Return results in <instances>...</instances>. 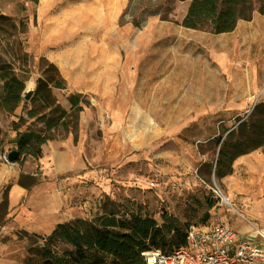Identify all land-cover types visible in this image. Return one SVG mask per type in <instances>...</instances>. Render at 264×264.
<instances>
[{
  "label": "rangeland",
  "instance_id": "rangeland-1",
  "mask_svg": "<svg viewBox=\"0 0 264 264\" xmlns=\"http://www.w3.org/2000/svg\"><path fill=\"white\" fill-rule=\"evenodd\" d=\"M43 1L0 0V13L24 24L19 42L29 56L27 66L15 60V47L7 48L6 60L21 73L25 90L37 86L47 65L41 45ZM94 1L56 0L51 13L61 5L94 7ZM122 4L105 38L115 42L119 63L128 68L115 73L113 88L103 84L109 80L107 73H94L97 56L82 47L62 56L66 87L53 92L68 111L70 96H81L77 132L58 131L44 145L42 158L12 163L9 155L16 151L17 135L12 123L23 106L13 114L0 108V204L5 199L8 203L0 221V264L28 261L34 241L24 232L46 237L61 222L93 221L111 209L138 212L159 223L165 213L189 229L220 221L241 233L246 226L255 227L258 219L264 222V175L259 179L240 168L218 179L206 165L218 151L209 141L227 135L256 105H264V15L255 12L233 33L216 35L182 25L188 0ZM101 5L108 9L109 0ZM158 8L160 13L153 14ZM135 17L147 18L136 27ZM2 86L0 82V95ZM68 149L73 153L67 168L60 156ZM257 150L264 153V147ZM16 186L24 194L11 206ZM217 188L232 206L223 202Z\"/></svg>",
  "mask_w": 264,
  "mask_h": 264
},
{
  "label": "trees",
  "instance_id": "trees-1",
  "mask_svg": "<svg viewBox=\"0 0 264 264\" xmlns=\"http://www.w3.org/2000/svg\"><path fill=\"white\" fill-rule=\"evenodd\" d=\"M188 1L190 5L182 25L192 30H209L216 35L234 32L241 20L251 21L255 12L264 15V0ZM161 10L158 8L153 14ZM128 13L129 6L122 18ZM146 18L135 17L133 23L139 27ZM21 34H25L24 24L18 25L0 13V82L3 84L0 108L13 114L23 106V113L12 123L17 132V162L28 157L42 158L44 145L54 140L56 132H77L79 113L83 109L79 95L70 96L69 111L61 106L53 91L65 89V80L57 67L44 58L47 65L43 69V77L37 82L35 95L30 102L24 100V79L6 60L7 48L15 47V60H22L24 67L27 66L29 56L23 51V46L21 49ZM21 126H26V129L20 130ZM209 143L218 149L217 157L206 163L211 172L218 179L232 174L237 158L264 147V105H256L252 114L236 128L227 135L226 132L221 133ZM7 207L5 199L0 204L3 212L0 221ZM212 207L213 203L210 204ZM208 219L209 214H206L205 221ZM188 231V225H181L176 218L165 213L162 223H159L138 212L123 213L119 209H111L93 221L75 219L59 223L46 237L24 232L34 241L28 248L29 259L25 264H147L143 253L154 250L170 253L184 247Z\"/></svg>",
  "mask_w": 264,
  "mask_h": 264
},
{
  "label": "crops",
  "instance_id": "crops-1",
  "mask_svg": "<svg viewBox=\"0 0 264 264\" xmlns=\"http://www.w3.org/2000/svg\"><path fill=\"white\" fill-rule=\"evenodd\" d=\"M102 1L103 0L94 1L93 5L94 7H97L99 18L96 21L91 22L89 17L84 20L77 19L79 16L78 14L80 13H83L86 16L90 15L87 11L89 8L88 5L79 10H77L76 7L73 8L71 5L66 7H62L61 5L59 12L51 13L53 4L57 3L56 0H44L43 9L40 11L45 19L41 45L42 50H44L47 56H42V58L55 65L65 80V71L60 66L61 63H63V54L75 49L76 52L80 47H82L85 49L87 54L97 56V60L95 61L96 70L94 73L102 75L107 73L109 80H104L103 84H105L108 88H113V83L117 84L115 73L124 72L122 70L128 68L126 64H124L123 68V66L119 63L122 59L121 51L115 46V42H112V40L108 41V39L106 41L105 38L111 35L112 29H114V20L117 14H119L121 7L123 6L122 3L125 0H109L108 9H105L103 5H101ZM79 33H82L83 35L78 38V41L71 44L70 38ZM103 77L104 76L100 78ZM94 82L96 86H100V79H96ZM61 153H63V155H61L60 158H64V160H66V163L64 164L65 167H71L70 155L73 151L68 149ZM240 168L247 171L249 174L256 173V175L259 176V179H261L264 175V153L256 150L241 156L235 161L233 169L239 170ZM23 194V189L20 186H16L12 192L11 206H15ZM252 217L254 220L258 219L256 214H252ZM257 221L258 223L255 227L246 226L245 230L239 233L260 242L261 239L255 232V228L264 231V222L259 219Z\"/></svg>",
  "mask_w": 264,
  "mask_h": 264
},
{
  "label": "built area",
  "instance_id": "built-area-1",
  "mask_svg": "<svg viewBox=\"0 0 264 264\" xmlns=\"http://www.w3.org/2000/svg\"><path fill=\"white\" fill-rule=\"evenodd\" d=\"M215 192L232 206L219 188ZM255 232L260 242L240 234L227 223L214 222L191 227L184 247L170 253L149 251L143 256L147 264H264V231Z\"/></svg>",
  "mask_w": 264,
  "mask_h": 264
},
{
  "label": "water",
  "instance_id": "water-1",
  "mask_svg": "<svg viewBox=\"0 0 264 264\" xmlns=\"http://www.w3.org/2000/svg\"><path fill=\"white\" fill-rule=\"evenodd\" d=\"M35 91H36V87H31V88H28L27 90H24L23 92V98L26 102H30L34 95H35ZM18 159V153L16 151L10 153L9 155V161L10 162H15L16 160Z\"/></svg>",
  "mask_w": 264,
  "mask_h": 264
},
{
  "label": "bare ground",
  "instance_id": "bare-ground-1",
  "mask_svg": "<svg viewBox=\"0 0 264 264\" xmlns=\"http://www.w3.org/2000/svg\"><path fill=\"white\" fill-rule=\"evenodd\" d=\"M88 13H90V15L89 16H86V15H84L83 13L82 14H80L79 16H78V18L77 19H79V20H84L85 18H87V17H89V19H90V21L91 22H94V21H96L98 18H99V13H98V11H97V7H89L88 8ZM29 88H31V87H29ZM228 198V197H227ZM228 200V199H227ZM229 202H231L230 201V198H229Z\"/></svg>",
  "mask_w": 264,
  "mask_h": 264
}]
</instances>
